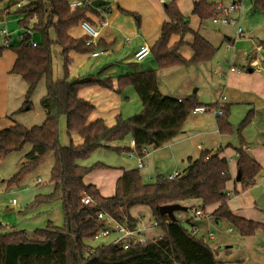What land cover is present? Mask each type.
Masks as SVG:
<instances>
[{
  "label": "trees",
  "instance_id": "obj_1",
  "mask_svg": "<svg viewBox=\"0 0 264 264\" xmlns=\"http://www.w3.org/2000/svg\"><path fill=\"white\" fill-rule=\"evenodd\" d=\"M71 0H0V21L8 14L20 15L17 20L22 34L16 44L1 43L0 55L9 49L14 53L10 72L19 75L26 84L24 99L18 110L30 109V97L38 80L45 79V92L40 105L45 118L39 125L25 127L14 122L0 129V162L11 152L19 151L25 144L31 150L24 155V162L9 178L8 184H17L28 172L36 168L49 154L53 164L49 172L52 190L46 194H36L26 208L51 205L60 202L62 226L51 222L44 228L35 229L34 238H27L23 230L0 231V264H223L214 258L210 247L196 238L192 229L183 222L169 218L159 212V207L178 203L187 199H200L201 207L217 204L210 216L215 220L225 219L241 236H249L256 229L264 231V224L232 213L227 205L226 182L230 180L228 162L219 157L220 149L202 150L196 159H187V166L171 180L157 177L143 183L137 168L123 170L115 180L111 196H102L93 184H84L83 176L92 169L105 167L101 163L90 166L78 162L90 156L97 148L129 151L112 147L109 143L123 139L126 135L133 141L132 151L144 155L146 146L159 147L176 137L193 107L199 105L195 96L177 99L160 93L156 69L118 75L115 91L132 85L140 102L139 113L123 118L117 114L114 122L107 125L102 119L88 121L94 105L78 96V89L84 85H100L112 88L110 77L92 80L86 75L74 79L54 80L52 77V45L60 47L62 70L67 75L69 53H90L97 47L86 44L87 36L73 37L69 30L87 19V13H96L103 4L93 6L94 0H86L82 7L71 8ZM253 6L264 13V0H254ZM217 4L209 0H196L191 13L199 20L209 19L217 14ZM164 12L169 18L163 21L157 40L150 47L152 59L157 69L178 65H195L210 60L216 48L189 27L187 18L179 11L175 0L164 4ZM50 31L55 39L50 37ZM192 33L191 56L186 59L179 53L183 36ZM39 37L34 45L31 36ZM179 39L169 45L170 37ZM7 40V37L5 38ZM264 47V40L260 41ZM209 104L205 106H214ZM222 115L216 118V126L221 134H230L232 126L228 122L229 108L221 106ZM252 111H248L238 129L247 124ZM60 117L65 119L68 135L75 134L81 142L63 146L59 139ZM240 147L236 148V168L239 172L241 190L253 182L260 166ZM89 197L90 203L82 198ZM135 205L147 206L157 228L162 235L143 242L130 243L126 248L115 242L94 248L86 244L95 232L105 224L97 217L105 213L118 222H126L132 228L135 220L129 209ZM187 222V221H186Z\"/></svg>",
  "mask_w": 264,
  "mask_h": 264
},
{
  "label": "crops",
  "instance_id": "obj_2",
  "mask_svg": "<svg viewBox=\"0 0 264 264\" xmlns=\"http://www.w3.org/2000/svg\"><path fill=\"white\" fill-rule=\"evenodd\" d=\"M163 1L164 0H107L104 8H97L96 13H87L86 21L95 28L97 37L96 43L97 41H101V46L94 49L98 52L97 55H92V52L84 55L88 58H97L100 55L105 54L108 61H106V64L97 72H91V69L94 67L86 69V66L82 61L78 62L75 69H72V63L79 55L77 53L70 52L69 58L71 63L69 62L67 64V75H62V78L53 79L69 80L86 75L91 76L92 80L110 77L112 80L111 89L113 90L116 86L115 78L121 74L154 68L156 69V75L159 70L164 71L165 74L163 75H167L170 71L177 69L179 66L157 69L152 56L145 58V60L149 58V62L145 63L143 66L138 68L132 67V63H138L133 60L134 50L142 44H146L151 47L159 36L162 22L169 20L164 12ZM179 1L180 0H176L177 7L182 15L187 18L191 30L196 31L216 48V60L212 57L208 61L200 62L195 65H183L187 70L182 71L175 76V78L171 80L170 84L167 81H163L161 84L157 78L159 91L163 95L171 96L177 99H183L194 95L199 105L205 106L209 104H216L218 102L221 106H227L229 108L228 122L232 126V133L221 134L216 126V118L218 116L211 111H207L203 113H190L191 115L187 116L181 132L176 137L159 147L151 145L146 146L142 157H138L132 151L133 141L130 137L128 138L126 146L125 143L120 142L121 140L113 141L109 144L112 147L128 149L129 151H127V153L129 158L136 155V166L138 167V160H140L142 165L138 168H144L145 170L142 175H148L149 178L153 177V180L157 177L165 179L173 172L181 173L187 166V159H196L202 149L213 151L219 148L220 151L218 156L224 157L227 160L228 172L230 175V180L226 182V190L229 193L226 201L228 207L232 213L236 215L264 224L263 217L257 216L254 213H250L252 215L242 214V208L237 200L244 202L247 197V193L243 192V190H239V181H236V148L240 147V137L243 140L241 148H243V150L260 166V171L255 175L252 185L256 184L257 180L260 182L264 178V47L260 45V41L264 40V35L253 33L251 35L252 37H248V40L251 41V45L248 49L235 55L226 56L230 59V65L235 66V68L238 69L237 71H231L227 67L219 65V61L217 60V58H221L228 52L225 48L219 49L222 41L217 43L222 33L219 31L215 32L214 38L210 35L201 33L200 26L202 20H199L191 13L192 4L196 0H188L186 9L182 7V3ZM209 1L217 5L221 4V2L213 0ZM251 9L253 13L250 14V17H246L242 21L245 28H248V22L251 21L253 14L256 13L255 11L263 13L260 9L254 8L253 4L251 5L250 10ZM14 16H17V24V20L20 15L15 14ZM9 17V14L6 15L4 19L0 21V24L3 23L6 25V21ZM258 22L260 21L256 18L255 23L250 25V29L254 28ZM2 29H5L7 32V43L16 44L18 42V39L16 41L11 40V32L13 31H10L8 28L7 30L3 26L0 29L1 34ZM18 30L17 38H19L22 34V30L19 29V27ZM243 32L244 31L242 30V33ZM69 33L75 38L85 35V31L80 26V23L77 26L72 27L69 30ZM53 36L54 34L51 35L50 32V37L52 38ZM1 38H3V34ZM192 38L193 35L191 32L186 33L183 36V44L179 48L180 55L186 59H188L192 54L190 49ZM38 39V35L34 33L31 36L30 42L35 43ZM178 39V35H172L170 37L169 45H172ZM52 40L54 39L52 38ZM130 40H132L131 44H129ZM55 52L57 51L55 50ZM59 52L61 53L60 50ZM14 58V53L9 49L4 50L0 55L1 118L7 117L9 113L14 112L15 108L22 105L26 90L25 86V90L21 95L20 101H18L14 106L10 105L9 107L7 105L8 87L12 82L17 81V77H20L19 75L10 72ZM112 59H114L117 63L128 65L123 73L111 74L108 73L107 70L105 71L103 69L112 64V62H109ZM98 86L100 85L90 86L92 87L91 89H95L92 90L93 93L100 91L102 94L104 93L108 96L113 95L111 89L106 88L104 90L101 88L102 86L99 88ZM163 89H165V91ZM87 90L88 89L85 87L80 88L78 90V96L88 100L94 105V109L88 117V121L100 118L107 125H111L113 124L117 114L122 115L118 112L121 96L116 94L113 96V100L98 105L92 101V99H88L85 95L88 93ZM41 110L44 115L43 118H45V112L42 107ZM248 111L253 112L252 119L240 132L239 137L237 134V125ZM14 122H18L25 126V124L20 121H16L12 118L8 120L6 118L1 121V126L3 127L0 129L8 127ZM31 126L26 125L25 127ZM64 128L65 119L64 117H60L58 130L59 136L60 131L62 133V137H60L61 145L68 146L71 143L76 145L81 142V139L75 134L68 135L66 133V129L64 131ZM22 162L19 163V167ZM78 163L83 166L101 163L105 166L103 168L90 170L82 178L84 184H93L102 196H111L114 192L115 180L122 174L123 170L133 168L122 165H107L100 161H94L89 164L85 162V159L79 161ZM258 177L259 179H257ZM38 179L39 178H37L36 182L40 183V179ZM0 180L4 183L5 178ZM141 180L143 183L153 181L150 179L146 182L142 178ZM12 187L13 186L7 187V189L11 190ZM52 188L53 185L50 188V191ZM230 192H233L232 196L236 197V199L234 197L235 200L231 198ZM37 194L46 193L38 192ZM3 204L5 205L2 206ZM177 204L187 211L181 220H185L191 226H194L195 237L202 239L210 247L214 258L217 261H220L223 264H264V231L262 229H256L252 235L241 236L239 232L231 227L225 219L216 221L210 216L211 212L216 209L217 204L201 207L200 199H187L180 201ZM49 206L51 205H48L47 207ZM2 207H4L3 212L11 210L7 203L0 201V210ZM195 210H200L201 213L196 215ZM178 212L179 211L175 210L172 214L175 219L180 220L179 218H181L180 215L182 214ZM144 214H147V216L144 217ZM129 215L135 220L131 229L137 232L138 238L145 240L157 238L162 235L161 229L155 226L151 216V211L147 206H132L129 209ZM107 227L109 229V233L115 234V237L111 242L114 243L117 239V234L110 228L111 224H107ZM9 230H15L13 217H11L10 220L0 214V231Z\"/></svg>",
  "mask_w": 264,
  "mask_h": 264
},
{
  "label": "rangeland",
  "instance_id": "obj_3",
  "mask_svg": "<svg viewBox=\"0 0 264 264\" xmlns=\"http://www.w3.org/2000/svg\"><path fill=\"white\" fill-rule=\"evenodd\" d=\"M169 1L164 0L163 4H167L169 3ZM213 1L221 2L223 6L230 4L232 1H235L238 4L237 9L228 13V17L231 19L227 24H214L211 21V18H209L202 20L200 26V32L210 35L212 36V38H214L215 32L219 31L222 33L217 43L219 41H222V44L219 49L225 48L226 50H228V52L225 55H223L221 58H217V60L219 61V65L225 66L228 69H230V67H235V66L230 65L231 64L230 59L227 58L226 56L233 54L235 55L237 53L242 52L243 50L248 49L251 45V41L248 40V37H250L253 33L264 35V14L260 13L259 11H255L256 13L253 14L251 21L248 22V28H245L242 21L246 17H250V14L253 13L252 9L250 10V8L254 0H213ZM179 2H181L182 7L186 9L188 5V0H180ZM14 15L15 14L13 13L9 14L10 17L6 21L7 26L3 23L0 24V29L4 26L6 29L8 28L10 31H13L11 32L12 41H16L18 39L17 32L19 31L18 26L16 24L17 16L15 17ZM216 15L217 14H215V16ZM256 18H258L260 22H258L254 28L250 29V25H253V23H255ZM237 26H240L244 31L240 35H237L236 33ZM50 32L51 35L54 34L52 31ZM1 36L2 34L0 32V39H2ZM54 37L55 36H53L52 38L55 39ZM131 43L132 40L129 41V44ZM54 49L57 52H55ZM52 50H53L52 77L62 78V75H64V73L62 70L61 54L59 52L60 47L57 44H54L52 45ZM77 54L79 56L76 59H74L72 63L73 66L72 69H75L78 62L82 61L83 64L86 66V69H90L91 67H94L93 69H91V72H97L106 64L105 62L108 61L105 54L100 55L97 58L95 57L88 58L86 55H84L86 53H77ZM216 55L217 53L215 52L213 56V59L215 60H216ZM109 62H112V64L106 66L103 69L105 71L107 70V72L111 74L123 73L125 71V68L128 66L127 64L117 63L115 62L114 59H112ZM147 62H149V58L146 60L144 59L138 63H132V67L138 68L143 66ZM178 66L179 67L177 69L170 71L168 74L166 73L167 75H163L165 74L164 71L159 70L157 72V78L159 79V83L162 84L163 81H167L170 84L171 80H173L175 76H177L180 72L187 70L184 68L183 65H178ZM17 78H18L17 81L12 82L11 85H9L8 87L7 105L9 107L10 105L14 106L18 101H20L21 95L25 90L26 85L24 81L20 77ZM90 86H95V85H84L80 88L85 87L86 89H88L87 90L88 93H86L85 95L88 97V99H92V101H94L98 105L113 100V96H115L116 94L121 96L120 106H118V112L122 114L121 115L122 117L125 118L129 117L131 115L139 113L141 110V102L132 85L125 86L120 92L115 91V89L113 88V90L111 89L113 95L110 96L104 93L102 94L100 91H96L95 93H93L92 90L95 89H91L92 87ZM99 87L101 86H98V88ZM101 88H103L104 90L106 89L103 86ZM163 90L165 91V89ZM44 92H45V79L42 76L38 80L36 87L30 97L31 100L30 109L18 110L20 108L18 107L15 108L14 112L9 113L7 117H3V118L0 117V128L3 127L1 126L2 125L1 121L5 120L6 118L8 120L12 118L15 119L16 121H20L24 123L25 126L26 125L31 126L34 124L41 123L44 119L43 118L44 115L41 110L40 98L44 94ZM189 115L191 114L189 113ZM243 118L239 121L237 128L239 127V124L243 120ZM249 122L244 126H242L241 129L237 130V134L239 135V137H240V132L249 124ZM60 137H62L61 131H60L59 139ZM128 138L129 135H126L123 139H121L120 142L125 143L126 146L128 142ZM30 150H31V145L25 144L21 150L11 152L0 162V179L5 178L4 183L3 181L0 180V201L3 203H7L8 206H10L9 208H11V210H9L8 212H3L4 207H2L0 210V214L10 220L11 217H13L14 229L23 230L26 236L32 239L34 238L33 234L35 229L44 228L45 225L48 223V221L51 222L53 225L62 226L63 217H62V207L60 202L58 201L52 203L51 206L49 207H47L48 205L47 206L40 205L32 209L26 208V206L33 201L35 194H37L38 192L47 193L50 191V188L52 187V184L49 182V172L53 164L52 154H49L36 168H34L31 171H28L17 184H12V185H10V183L8 184L9 178L18 170L19 163L24 161V155ZM94 161H100L107 165L109 164L114 166L122 165L126 167L137 168L139 174L141 175V178L144 181L147 182L150 179L151 181L154 179L153 177L149 178L148 175L147 176L142 175L145 170L144 168H138L136 166L137 165L136 155L133 156L132 158H129L126 150L117 151L116 149L113 148L111 149L97 148L90 154L88 158L85 159V162L89 164ZM37 178L40 179V183L36 182ZM257 179H259V177ZM238 184H239V190L241 191V185L239 182ZM10 186H13L11 190L7 189V187ZM243 192L247 193V197L244 200V202L237 200L240 207L242 208L241 209L242 214L252 215L250 213H254L257 216L264 218V180L262 179L260 182L259 180H257L256 184L253 185L251 184L247 189L243 190ZM230 193H231V198L234 199L235 196L234 197L232 196L233 192ZM4 205L5 204H3L2 206ZM177 211H179L178 213L182 214L180 215L181 218H179L180 221L183 222L184 226L187 229H189L191 225L185 220H181L182 217L185 216L187 211H185L182 207ZM146 216L147 214H144V217ZM114 237H115L114 233H109L107 236L99 237L98 239L88 240L86 241V244H88L92 248L100 245H107L112 242Z\"/></svg>",
  "mask_w": 264,
  "mask_h": 264
},
{
  "label": "built area",
  "instance_id": "obj_4",
  "mask_svg": "<svg viewBox=\"0 0 264 264\" xmlns=\"http://www.w3.org/2000/svg\"><path fill=\"white\" fill-rule=\"evenodd\" d=\"M86 0H72L69 3V6L71 8H80L82 7L83 3ZM238 8V4L235 1H232L230 4L223 6L221 4L217 5V15L211 18V21L214 24H227L230 20L228 17V13L231 11H234L235 9ZM80 26L83 28L85 31V35L87 36L86 39V44H93L96 45V30L95 28L90 25L86 20H83L80 22ZM237 35H240L242 33V28L240 26L237 27L236 29ZM2 34L3 38L0 40L1 43H7L8 39L6 40L5 38L7 37V32L6 30L2 29ZM32 45H34V42H31ZM98 52L96 50L92 51V55H97ZM151 56V50L150 47L146 44L140 45L136 50L133 52V60L134 62H140L144 60L145 58ZM230 70L237 71L238 69L235 67H230ZM211 111L215 113L217 116L222 115V109L221 105L217 102L214 106H204V105H197L193 107L191 110V113H203ZM141 161L138 160V167H141ZM177 172H173L172 174L168 175L165 179L166 180H171L174 177L177 176ZM39 180V179H38ZM264 180V178H263ZM229 194V193H227ZM83 203H90L91 199L89 197H84L82 198ZM196 215H199L201 212L200 210H195ZM97 217L99 219L105 220V224H103L102 227H100L95 234L93 235L92 239H98L99 237L107 236L109 234V229L107 227V224H111V229L116 232L117 234V239L115 242H120L124 248H126L130 243L133 242H143L144 239L138 238L137 237V232L135 230H132L126 222H118L110 218L107 214L105 213H98ZM194 232L195 229H192ZM91 239V240H92ZM114 242V243H115Z\"/></svg>",
  "mask_w": 264,
  "mask_h": 264
},
{
  "label": "water",
  "instance_id": "obj_5",
  "mask_svg": "<svg viewBox=\"0 0 264 264\" xmlns=\"http://www.w3.org/2000/svg\"><path fill=\"white\" fill-rule=\"evenodd\" d=\"M104 1L102 0H94L91 2V4L93 6H96V5H100V4H103ZM236 181H239V172L237 171V174H236ZM181 208V206L177 203H172V204H166V205H162L159 207V212L161 214H166L169 218H174L173 217V211L175 210H179Z\"/></svg>",
  "mask_w": 264,
  "mask_h": 264
}]
</instances>
